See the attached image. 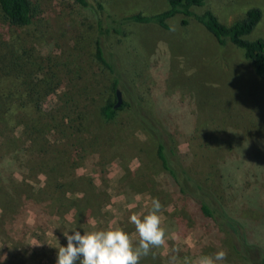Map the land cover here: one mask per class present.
I'll return each instance as SVG.
<instances>
[{
    "label": "rangeland",
    "instance_id": "obj_1",
    "mask_svg": "<svg viewBox=\"0 0 264 264\" xmlns=\"http://www.w3.org/2000/svg\"><path fill=\"white\" fill-rule=\"evenodd\" d=\"M34 1L32 24L14 37L28 50L35 68H41L39 76L46 74L55 86L44 108L57 102L60 107L70 98V105L77 102L78 113L83 109L86 122L79 129L75 156L53 133L43 148L47 166L36 153L30 160L24 152V165L18 163L11 171L37 189L44 185V172L54 168V175L66 180L67 196L81 204L77 219L73 212L38 216L26 205L23 221L9 211L19 209L20 203L5 205L0 263L56 264L58 248L66 246L65 235L73 229L83 234L119 227L135 245L138 234L130 217L147 214L157 198L165 243L151 248L139 264H195L200 256L221 249L227 257L217 264H243L233 251V237L191 209L169 184L154 142L135 119L137 103L173 135L180 161L213 204L239 224L247 223L264 249V80L255 75L243 51L231 44L220 47L199 23L182 15L169 19L168 29L128 23L125 36L98 35V20L105 26L108 19L156 14L165 9L166 0H87L90 7L103 6L96 14L72 0ZM252 7L264 13V0H208L193 10H209L230 25ZM0 32L10 39L11 30L4 24ZM96 39L119 79L121 104L127 105L120 118L105 125L98 118L99 108L113 101V95L108 91L111 76L94 59ZM246 39L264 40V16ZM43 190L49 193L47 187Z\"/></svg>",
    "mask_w": 264,
    "mask_h": 264
},
{
    "label": "trees",
    "instance_id": "obj_2",
    "mask_svg": "<svg viewBox=\"0 0 264 264\" xmlns=\"http://www.w3.org/2000/svg\"><path fill=\"white\" fill-rule=\"evenodd\" d=\"M207 1L166 0L165 9L156 14L136 13L121 20L108 19L105 26L98 20V35L105 33L125 36L123 28L128 23L152 24L168 29L167 21L182 15L199 23L214 37L220 47L231 44L242 50L244 57L251 63L255 75L264 80V40L246 39L263 18V10L260 7H252L245 12L242 19L225 25L209 10L201 14L193 10L205 6ZM72 2L79 9L91 8L94 14L98 10L100 13L103 12L100 3H97L96 7H90L87 0H72ZM36 10L37 4L34 0H0V24L11 30L10 39L0 32V219L8 214L5 205L11 206L15 201L16 204L20 203V208L16 210L10 208L9 211H14V216L18 215L22 221L27 216L26 205L38 216H47L51 212L54 216L62 217L73 212V218L77 219L78 205L81 201L67 196L64 190L66 180L54 175V168H49L47 172L43 171L46 179L43 187L37 189L25 181H20L15 172L11 171L12 166L17 167L22 164L21 158L24 156L21 154L24 152L28 153L30 160L36 153L40 158L39 163L44 167L47 166V154L44 153L43 148L50 142L49 137H52L53 133L62 137L61 143L72 151L70 154L72 157L75 156L77 153L74 149L80 146L81 140L79 129L84 127L86 122L83 109L78 113L77 102L70 105L73 103L70 98L63 101L61 108L59 102L54 104L55 106L51 104L50 107L44 108L46 99L55 95V86L46 74L39 76L41 68H35L36 64L28 50L19 39L14 37L19 30L29 28ZM98 39L94 44V59L102 70L111 76V86L108 91L113 95V101L108 100L99 108L98 118L105 125L120 118L127 110V105L123 103L118 108H114L116 90L120 85L119 79L115 77V69L105 56ZM136 105L139 111L135 113V119L145 135L154 142L155 157L171 187L185 197L191 209L202 214L214 222L220 230L233 237V251L243 264H264V249L255 241L249 225L239 224L219 205L213 204L207 191L189 176L180 161L173 135L164 128L157 117L144 112L141 104ZM22 168L24 169L25 166ZM44 187L48 188V194L43 190ZM23 206L25 208L22 211Z\"/></svg>",
    "mask_w": 264,
    "mask_h": 264
},
{
    "label": "clouds",
    "instance_id": "obj_3",
    "mask_svg": "<svg viewBox=\"0 0 264 264\" xmlns=\"http://www.w3.org/2000/svg\"><path fill=\"white\" fill-rule=\"evenodd\" d=\"M162 205L153 198L147 214H133L130 222L138 234L134 245L129 234L122 228L101 229L84 232L73 229L65 235L66 246H59L56 264H139L142 256L153 247L165 243V230L161 227ZM227 253L218 250L213 255H202L195 264H217L226 260Z\"/></svg>",
    "mask_w": 264,
    "mask_h": 264
},
{
    "label": "water",
    "instance_id": "obj_4",
    "mask_svg": "<svg viewBox=\"0 0 264 264\" xmlns=\"http://www.w3.org/2000/svg\"><path fill=\"white\" fill-rule=\"evenodd\" d=\"M121 105V92L116 90V104L114 108H118Z\"/></svg>",
    "mask_w": 264,
    "mask_h": 264
}]
</instances>
